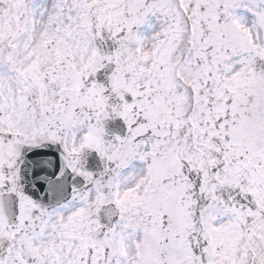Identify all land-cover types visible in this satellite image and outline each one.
Here are the masks:
<instances>
[{
	"label": "snow or ice",
	"instance_id": "obj_1",
	"mask_svg": "<svg viewBox=\"0 0 264 264\" xmlns=\"http://www.w3.org/2000/svg\"><path fill=\"white\" fill-rule=\"evenodd\" d=\"M0 264H264V0H0Z\"/></svg>",
	"mask_w": 264,
	"mask_h": 264
}]
</instances>
